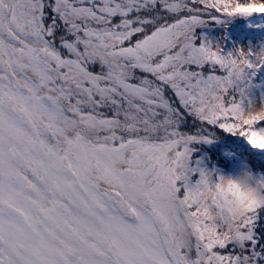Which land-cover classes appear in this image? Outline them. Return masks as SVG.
<instances>
[{
  "label": "snow or ice",
  "instance_id": "snow-or-ice-1",
  "mask_svg": "<svg viewBox=\"0 0 264 264\" xmlns=\"http://www.w3.org/2000/svg\"><path fill=\"white\" fill-rule=\"evenodd\" d=\"M217 14L264 0H0V264H264V177L191 163L219 130L264 150V50L198 44Z\"/></svg>",
  "mask_w": 264,
  "mask_h": 264
},
{
  "label": "rangeland",
  "instance_id": "rangeland-1",
  "mask_svg": "<svg viewBox=\"0 0 264 264\" xmlns=\"http://www.w3.org/2000/svg\"><path fill=\"white\" fill-rule=\"evenodd\" d=\"M239 2H247V0H239ZM261 2V0H256ZM245 16L234 17H221L217 14L215 19L204 17L206 23L202 27H197L195 33L198 37L197 43H201L202 40H208L213 44L221 45L225 50L244 49L245 51H260L264 50V22L261 19H257L253 24L251 23L249 31L246 30L245 34L241 31V26L245 21ZM261 18H264L261 17ZM235 26L236 30L232 28ZM231 29V30H230ZM259 31V34H255ZM257 67L248 70L246 74V97L245 99L254 100L257 103L264 102V78L259 82L256 74ZM166 95L175 102V97L170 90L166 91ZM178 107L179 105L176 104ZM187 126L182 128V131L192 132L195 131V127H199L198 122L193 118L188 117L186 121ZM259 127L255 125L254 128ZM235 146H238L236 148ZM192 149L191 163L193 166H197L201 169L212 171L218 176L223 175H236L241 172L251 175L254 178H261L253 172L254 161H259L264 164V153L259 149H252L247 142L246 137L239 135H232L231 133H225L223 130H219L210 136L207 142L199 141L190 145ZM228 148H234L230 150ZM236 150L245 151L242 155L243 159L237 160L236 165L233 164V168L226 172L224 170L225 165L232 160L237 154ZM252 155L253 159L249 156ZM248 156V158H246Z\"/></svg>",
  "mask_w": 264,
  "mask_h": 264
},
{
  "label": "clouds",
  "instance_id": "clouds-1",
  "mask_svg": "<svg viewBox=\"0 0 264 264\" xmlns=\"http://www.w3.org/2000/svg\"><path fill=\"white\" fill-rule=\"evenodd\" d=\"M259 113H264V102L257 103L254 100L246 98L242 104V116L246 118L249 115ZM213 183H220L224 188H227L229 183L237 184L245 191H252L258 184V178H254L251 175L241 172L236 175H223L215 179ZM229 199H231V197H229Z\"/></svg>",
  "mask_w": 264,
  "mask_h": 264
},
{
  "label": "trees",
  "instance_id": "trees-1",
  "mask_svg": "<svg viewBox=\"0 0 264 264\" xmlns=\"http://www.w3.org/2000/svg\"><path fill=\"white\" fill-rule=\"evenodd\" d=\"M261 17H263V16H261L259 14H253L251 16H245L244 17L245 21H243L244 24L240 25L241 26V31L244 32V34H245L246 30L249 31L251 22H256L257 19H261V21L264 22V18H261ZM232 29L236 30L235 26ZM255 34H257V36L260 35L259 31H256ZM256 74H257V78H258L257 80H259V82H260L264 78V66L257 67ZM258 126L260 127L261 125H258ZM259 127H256L255 129H258ZM235 147L239 149L238 146H235ZM228 149L234 150V148H228ZM261 151L264 152V150H261ZM236 152H237V154L232 158V160L230 162L228 161V163L225 165L224 170H226V172H229L233 168V166H232L233 164L236 165L237 160H240V158L244 160L242 155H244L245 151L243 152V151L236 150L234 153H236ZM249 157L253 159L252 155H250ZM246 158H248V156ZM244 161H246V160H244ZM254 162L255 163L253 165L254 166L253 167V172H255L259 176H264V164H262L261 162H259L257 160L254 161Z\"/></svg>",
  "mask_w": 264,
  "mask_h": 264
},
{
  "label": "bare ground",
  "instance_id": "bare-ground-1",
  "mask_svg": "<svg viewBox=\"0 0 264 264\" xmlns=\"http://www.w3.org/2000/svg\"><path fill=\"white\" fill-rule=\"evenodd\" d=\"M252 24L254 23V22H251Z\"/></svg>",
  "mask_w": 264,
  "mask_h": 264
}]
</instances>
